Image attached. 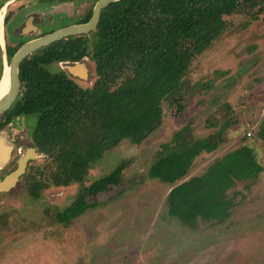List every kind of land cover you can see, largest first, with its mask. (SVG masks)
I'll return each mask as SVG.
<instances>
[{
  "label": "rangeland",
  "instance_id": "obj_1",
  "mask_svg": "<svg viewBox=\"0 0 264 264\" xmlns=\"http://www.w3.org/2000/svg\"><path fill=\"white\" fill-rule=\"evenodd\" d=\"M34 1L0 0L4 38H13L12 12L22 6L27 12ZM95 2L74 1L72 17H81ZM225 20L211 42L182 63L188 93L179 115L163 101L161 123L154 131L139 143L119 139L92 163L81 182L54 184L53 176H61L57 164L35 154L26 173L46 182L38 195L29 193L24 179L0 193V264H264V141L254 133L264 122V2L252 8L243 5ZM5 42L0 43L3 61ZM81 63L85 76L71 75L67 63L47 68L90 86L94 62L89 58ZM35 122V115H22L0 130L13 143L12 158L0 175L16 166L19 148L22 152L33 147ZM224 122L218 145L201 151L178 181L203 172L244 143L253 148L262 171L236 181L227 191L230 204L223 218L198 217L186 223L168 213L171 184L149 178L148 167L161 144L172 141L176 132L182 131L186 139L202 138L216 133ZM108 175L113 181L105 190L86 196L91 206L67 223L57 219L81 187Z\"/></svg>",
  "mask_w": 264,
  "mask_h": 264
},
{
  "label": "trees",
  "instance_id": "obj_2",
  "mask_svg": "<svg viewBox=\"0 0 264 264\" xmlns=\"http://www.w3.org/2000/svg\"><path fill=\"white\" fill-rule=\"evenodd\" d=\"M264 0H117L100 13L96 27L87 34L57 40L28 53L19 64L20 92L1 116L0 130L14 118L35 115L30 139L37 155L57 164L56 185L81 182L88 168L121 138L139 143L161 123L162 102L175 115L184 107L188 85L183 61L201 52L221 29L225 16ZM83 21H86L90 15ZM8 19V14L5 20ZM6 38V37H5ZM4 53L9 61L20 46L6 38ZM94 62L95 78L81 86L63 71L48 65L59 60ZM3 59L0 46V76ZM206 125L214 126L207 121ZM216 133L186 139L182 131L161 144L147 176L171 184L167 210L186 223L198 217L221 219L230 200L227 191L236 181L262 171L253 148L246 143L214 160L199 174L184 177L194 158L219 143L225 128ZM254 133L264 141V122ZM122 168V167H120ZM116 172L118 174L119 169ZM27 172V171H26ZM31 195L37 196L46 182L34 173L23 176ZM113 176L81 187L71 204L58 212L67 223L92 204L86 196L105 190Z\"/></svg>",
  "mask_w": 264,
  "mask_h": 264
},
{
  "label": "water",
  "instance_id": "obj_3",
  "mask_svg": "<svg viewBox=\"0 0 264 264\" xmlns=\"http://www.w3.org/2000/svg\"><path fill=\"white\" fill-rule=\"evenodd\" d=\"M113 1L117 0H96L92 8L91 16L87 21L68 24L51 32L30 38L17 48L9 61H7L5 56L2 74L0 76V116L11 107L20 92L19 64L21 60L28 53L62 38L89 33L96 27L101 10ZM5 65L7 66L6 71ZM66 68L72 75L85 76V66L81 62L67 64ZM12 148L13 143L6 139L3 132H0V169H3L11 160ZM18 151H20V148ZM35 154L34 147L28 148L27 151L18 158L17 165L13 169L0 175V193L10 189L19 180L20 176L25 171L26 162L33 158Z\"/></svg>",
  "mask_w": 264,
  "mask_h": 264
},
{
  "label": "flooded vegetation",
  "instance_id": "obj_4",
  "mask_svg": "<svg viewBox=\"0 0 264 264\" xmlns=\"http://www.w3.org/2000/svg\"><path fill=\"white\" fill-rule=\"evenodd\" d=\"M74 1L76 0H35L34 1L35 3H32L30 7L31 9L28 10L27 12H24L26 8L25 7L23 8V6H22V10L20 9L16 12H12L13 17L11 21L16 20L12 26L13 28V31H12L13 38L12 39L7 34L8 33L7 27H8V24L10 23L9 20L7 21L6 30H5V33L7 32L6 34H7V38L9 39V43L12 45L19 43L21 45L24 41L30 38H34L36 36L51 32L59 27H62V26H65L71 23L84 22L83 20L88 15L89 9L85 10L84 14L81 17L73 18L71 14L74 11ZM80 2H83V0H80ZM63 3L65 4L68 3V6L63 5ZM21 5L22 4H20L19 7H21ZM46 12H47V15H46ZM90 12L92 13V9H90ZM91 13L89 17L91 16ZM89 17L87 18V20L89 19ZM17 20L19 21L17 22ZM82 60H89V57L85 55L79 61L72 62L69 60H59V61H55L54 63L71 64L75 62H81ZM27 149L23 148L22 152L18 151L20 154L17 156L16 160L22 154H24L27 151ZM31 159H29L26 162L25 171L20 176L19 180L23 179V176L26 174L27 164L29 163V161H31Z\"/></svg>",
  "mask_w": 264,
  "mask_h": 264
},
{
  "label": "bare ground",
  "instance_id": "obj_5",
  "mask_svg": "<svg viewBox=\"0 0 264 264\" xmlns=\"http://www.w3.org/2000/svg\"><path fill=\"white\" fill-rule=\"evenodd\" d=\"M8 2V1H7ZM7 8V7H6ZM5 8V9H6ZM3 12H4V7L1 9L0 11V23L2 22L3 19ZM4 40V36H3V30L2 28H0V43L2 44ZM7 70V66L5 65V71Z\"/></svg>",
  "mask_w": 264,
  "mask_h": 264
},
{
  "label": "built area",
  "instance_id": "obj_6",
  "mask_svg": "<svg viewBox=\"0 0 264 264\" xmlns=\"http://www.w3.org/2000/svg\"><path fill=\"white\" fill-rule=\"evenodd\" d=\"M247 134H248V135H250V133H249V132H247Z\"/></svg>",
  "mask_w": 264,
  "mask_h": 264
}]
</instances>
